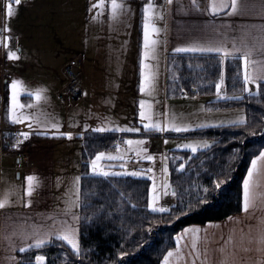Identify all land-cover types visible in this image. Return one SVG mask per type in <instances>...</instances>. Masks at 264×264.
<instances>
[{"label":"snow or ice","instance_id":"obj_1","mask_svg":"<svg viewBox=\"0 0 264 264\" xmlns=\"http://www.w3.org/2000/svg\"><path fill=\"white\" fill-rule=\"evenodd\" d=\"M22 0H9L6 5V16L11 18L14 15L13 3L20 5ZM174 0H164L163 4L157 5L154 0H148L143 6V51L140 59V83L139 92L147 97H153L156 93V84L159 71V45L160 33L165 31L157 25L158 20H163L166 11H170V6L173 5ZM190 6L193 11L200 15L209 17L205 27L210 28V32L203 40H196L183 46H177L172 49L174 53H188L193 56H200L209 59L217 60L220 67L218 81L214 82L215 95L217 99L225 100H243L245 97L243 93H247L249 97L264 96V23H235L231 21L233 17H240L242 20L247 14V5L242 0H190ZM105 0H92L89 7V12L93 13L92 20H97L103 16V9H105ZM183 8V5H181ZM131 11L130 6L126 4L125 0H110V19L115 21L121 16ZM264 12V10H262ZM221 17H228L229 21L221 20L217 24V20ZM231 21V22H230ZM5 33H10V27L6 26L3 30ZM155 36V38H154ZM12 39L10 35H4L0 38V44L3 47H9V41ZM9 60H19L20 57L17 51L9 50L7 52ZM155 61L156 63H150ZM232 62L235 66V72L232 76V86L236 89L237 84H241V95H227L225 90V63ZM238 62V63H237ZM175 64V61L173 62ZM191 67V65H189ZM200 67V65H197ZM178 69L179 65H175ZM169 71H172L169 68ZM173 81L179 79L175 71L169 77ZM255 86V91L250 87ZM21 81L13 79L11 81V98L9 115L13 123H28V128L31 129L33 123L45 127L57 129L61 127L59 123H47L41 121L38 116L32 114H24L18 110L24 109L26 105L20 102ZM41 89L36 90L30 95L35 97L36 101H41L43 97ZM181 92L184 95L183 89ZM27 107H33L31 104ZM207 111H211L208 109ZM139 117L140 123L146 132L163 133L166 131H173L176 133L188 132L191 130V125L183 122H178L174 113H160L157 115L153 110V103L148 99H141L139 101ZM221 123H224L221 121ZM228 123L232 126L242 127L247 126L245 115L241 112L235 119L229 120ZM206 124H199L198 127H207ZM96 133H104L109 131L139 133V127H96L92 129ZM47 134V133H43ZM61 135L72 139V133L64 132ZM30 132L22 131L19 137L27 140ZM23 140L17 139L16 143L12 145L13 148H19ZM148 143L146 139H124L123 144L125 148H121L119 144L115 147V152L98 151L93 157L86 162V167L89 169L84 175H91L92 177L109 178V177H147L152 181L147 207L153 213H164L170 209L164 206H157L160 200V190H163L164 195H168L170 185L167 183V176L169 168L167 164V157L161 155V174L165 177L162 185H157L156 175L153 167L129 169L130 162L150 161L155 163L157 157L149 153V149L145 146ZM168 143L167 140L164 141ZM178 148L190 149L192 153H196L200 148H208L210 145L207 141H190L187 143H180L176 145ZM107 162V163H106ZM119 168L117 171L115 169ZM185 164L179 165L178 171H182ZM26 188L25 195L29 198L25 207H30L32 204L33 193L38 188L40 181L36 175L29 174L25 178ZM225 180L214 181L215 189H221ZM204 193L208 192L207 188L203 189ZM96 195L94 191L88 194H82L81 190V176L74 177L71 188L65 194V207L60 213L44 216V219L51 220L50 225H43L37 223H29L31 217H26L19 223V227L14 229L11 233L4 236L7 241L9 251H18L25 253L32 248H42L46 244L54 241L64 242L70 246L72 254L81 256V244L78 239V227L80 215L76 209L82 206L87 208L92 206L90 197ZM123 195V193H121ZM171 195L175 196L176 192L172 191ZM200 203L206 202L201 198ZM10 204L8 195L0 199V209H4ZM241 212L243 217L227 218V222H233L236 225H243L245 221H257L247 225L248 231L245 232L241 227L240 242H236L235 227L230 228L226 238L222 234L220 240L216 242V247L209 246V236L207 230H202L198 227L185 228L181 234L175 237V250H169L163 258V264H172V257H179L182 250L187 248V257L185 264H247L248 257L241 255L253 251L250 247L255 244V251L259 253V260L257 264H264V151H260L257 156L251 160V166L248 169L247 177L243 181V192L241 201ZM259 213V215H257ZM57 216L61 218L57 220ZM91 220L92 217H85ZM220 227V225H215ZM151 229H149L150 231ZM204 232L202 236L201 233ZM255 232V235H253ZM19 241V243H17ZM221 254L219 260L215 259L216 253ZM124 255L123 252L120 253ZM7 259L11 264H22L15 256H9ZM46 257L44 255L35 256V264H45ZM28 264H32L29 259Z\"/></svg>","mask_w":264,"mask_h":264},{"label":"trees","instance_id":"obj_2","mask_svg":"<svg viewBox=\"0 0 264 264\" xmlns=\"http://www.w3.org/2000/svg\"><path fill=\"white\" fill-rule=\"evenodd\" d=\"M209 57L206 60L193 54L170 56L168 66L179 77L171 81V88L180 93L182 88L193 95L213 96L206 101L208 109L245 107L247 126H211L183 133L166 131L167 138L208 139L211 144L196 153L189 149L171 150L175 156L167 161V181L174 188L177 201L164 213H153L147 207L152 184L147 177L105 179L84 175L89 171L86 162L90 157L98 151L114 152L116 140L126 138V134L117 132L87 133L83 139L81 190L82 194L94 191L96 195L90 197L92 206L80 208L81 256L73 255L66 243L54 241L19 253L22 264H28L29 259L35 264L36 255H44L45 264H162L167 252L175 247L176 235L185 227L224 220L241 212L243 181L251 160L264 149V96L249 97L243 93L245 98L239 101L217 99L214 82L218 81L220 67L216 59L210 54ZM224 71L227 95H241V84L235 90L232 86L234 64L226 62ZM195 73L204 81L195 79ZM137 163L129 165L140 170L134 165ZM181 163L185 168L178 171ZM217 180H225L219 190L214 186ZM156 183L160 185L157 180ZM204 188L208 189L206 194ZM201 198L206 202L200 203ZM157 206H162L160 200Z\"/></svg>","mask_w":264,"mask_h":264},{"label":"crops","instance_id":"obj_3","mask_svg":"<svg viewBox=\"0 0 264 264\" xmlns=\"http://www.w3.org/2000/svg\"><path fill=\"white\" fill-rule=\"evenodd\" d=\"M125 2L130 6L131 11L129 13L113 21L110 19L109 9V20L108 17L107 19L102 18V23L98 30L90 33L88 36L87 33H84L79 37V50L74 55L83 53L86 56L87 77L92 82L96 80L104 81V78L110 79L114 77L117 79L119 77H127L128 70L126 66L128 67L129 62L128 55L137 51L142 56L143 6L148 0H125ZM154 2L160 5L163 4L164 0H154ZM242 2L247 5L246 17L243 20L240 17H233L231 21H235V23H264V12H262L264 10V0H242ZM6 3L7 0H0V21L5 19ZM181 5H183V8ZM170 9V11H166L163 20L157 21V25L165 29L159 36L162 56L165 60L173 55L188 54L174 53L172 49L196 40L203 41L210 32V28L205 27L209 17L193 11L190 6V0H174ZM221 20L229 21V18L221 17L216 23L219 24ZM106 21H108V26L103 23ZM3 30L0 29V38L9 34L12 39L9 41L8 48L0 44V199L8 195L10 204L4 209H0V264H11L7 257L15 256L20 261L19 255H17L20 252L18 249L16 251L7 250L8 244L4 240V236L18 228L19 223L26 217H31L29 223L50 225L51 220L44 219V216H51L63 210L65 207V194L71 188L74 177L82 175V135L87 132L81 130L79 127H71L70 121L63 120V117L60 115L62 114L61 109H45L42 116L43 118L50 119L49 123H59L61 125L59 130L50 127L45 128L37 124L29 129L28 126L27 128L19 126V123H13L10 120L6 110L8 86H10L13 76L16 77V80L22 81V79L18 77L14 66H12L11 71H8L7 66V52L18 47V33L16 31L5 33ZM101 61L104 62L102 66L100 65ZM88 67H91L90 73H88ZM26 97L28 98L29 95H26ZM57 118L58 120L56 121ZM15 128L31 132L29 138L23 140L19 148L12 147L16 141L14 134L10 130ZM69 131L73 134L72 139L61 135V133ZM88 132L94 131L89 130ZM117 133L131 134L127 132ZM77 138H81V143H77ZM29 174L36 175L39 178L40 184L33 193V197H31V206L25 207L24 203L29 199L25 195V178ZM76 211L79 213L81 220L80 209H76ZM231 216L243 217L244 213L240 212ZM56 218L59 220L61 217L57 216ZM256 222L245 221L243 225H236L233 222H227L226 218L203 225L192 224L185 228L198 227L202 230H209L207 231L209 246L216 247L217 241L222 243L220 240L221 235L223 234L226 238L232 227L237 229L235 236L236 242L239 243L241 235L239 229L242 227L247 232V225ZM215 225H220V227H215ZM77 227L79 239L80 221ZM183 230L178 234H181ZM201 235L203 236L204 232ZM253 235H255V232H253ZM250 247L253 248L252 252L247 254L241 253V255L248 257L247 264H257L260 257L259 253L255 251L256 245L252 244ZM171 250L174 251L175 247ZM187 252L188 249L185 248L179 257L173 256L171 258L172 264H185L186 259L190 261L191 257H187ZM214 258L219 260L221 258L220 253L217 252Z\"/></svg>","mask_w":264,"mask_h":264},{"label":"rangeland","instance_id":"obj_4","mask_svg":"<svg viewBox=\"0 0 264 264\" xmlns=\"http://www.w3.org/2000/svg\"><path fill=\"white\" fill-rule=\"evenodd\" d=\"M8 2L9 0H7ZM91 2L92 0H22L20 5L13 3V17L9 18L5 15V19L0 21V29L8 26L11 32L16 31L18 33V47L12 50L17 51L20 59L15 61L8 59L7 65L8 71H11L12 66H14L18 77L22 79L19 99L26 107L18 110V113L32 114L38 116L41 121L49 123L50 119L42 117L44 115L43 111L45 109H61L62 114L60 115L63 120L70 121L71 127H79L87 133H90L89 130L100 126L141 128L139 133L126 134L125 139H146L148 143L145 146L149 149V153L155 155L157 159L154 164L150 161H142L134 165L145 169L150 166L153 167L156 180L162 185L165 180V177L161 174L160 158L162 154L167 157L168 161L170 156H175L174 152L171 151L172 149H183L178 148L177 144L190 141H207L210 145L211 142L208 139L189 137L167 138L166 132H146L140 123L139 117V101L141 99L150 100L157 115L162 112L174 113L178 122L190 124L191 130L205 128L198 127L201 123L208 125L207 127L230 125L228 121L235 119L241 112L247 119L246 109L245 107H232L207 111L206 101L213 96L193 95L186 91L184 93H187V95H184L178 92L175 87L171 88L172 79L169 77L172 73L169 68L172 66H168V59L163 58L160 45V76L153 97L144 96L139 92L140 59L142 57L140 52L134 51L133 54L128 55L127 77L104 78V81L96 80L95 82L90 81L87 77V63L84 55V97L79 103L66 107L58 96V91L66 81L63 66L78 52L79 37L84 33H87L88 36L98 30L102 18L107 19L109 16L110 0H106L103 16L97 20H92L93 13L89 12ZM103 23L108 26V21ZM103 58L105 59V57ZM149 62L156 63L155 61ZM103 63L101 61L100 65L102 66ZM88 68V73H90L91 67ZM103 68L104 66L102 70ZM194 77L204 81V77L199 74L195 73ZM13 79H16V77L13 76L11 80ZM197 82L199 83V81ZM250 87L255 91L254 85ZM38 89L44 90V98L41 101H36L35 97L30 95ZM26 95H29V97L27 98ZM7 96L6 110L7 115L10 117L11 84L8 86ZM29 104L33 107H27ZM69 112L70 114H68ZM221 121L224 123H221ZM29 122L19 123V126L27 128ZM22 131L16 128L10 130L11 133L17 135ZM87 133L82 135L83 139ZM77 140V143H81V138H77ZM165 140L168 141L167 144L164 143ZM121 142L123 144L122 140ZM125 147L126 145H121L122 149ZM128 167L133 168V165H128ZM167 183L170 185L168 181ZM172 191H174V188L169 187L168 195H164L163 190H160L162 206L170 207L176 203L177 194L175 196L171 195Z\"/></svg>","mask_w":264,"mask_h":264},{"label":"built area","instance_id":"obj_5","mask_svg":"<svg viewBox=\"0 0 264 264\" xmlns=\"http://www.w3.org/2000/svg\"><path fill=\"white\" fill-rule=\"evenodd\" d=\"M63 73L66 81L63 87L58 91V96L66 107L73 106L84 97V77H85V59L83 53L72 56L63 66ZM21 139L19 134H14V139ZM116 144L123 145L121 140H116Z\"/></svg>","mask_w":264,"mask_h":264}]
</instances>
